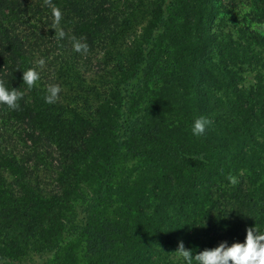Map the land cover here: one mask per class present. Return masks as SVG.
Returning <instances> with one entry per match:
<instances>
[{
    "label": "trees",
    "instance_id": "trees-1",
    "mask_svg": "<svg viewBox=\"0 0 264 264\" xmlns=\"http://www.w3.org/2000/svg\"><path fill=\"white\" fill-rule=\"evenodd\" d=\"M52 3L63 40L44 0H0V79L24 93L0 106V264H182L178 241L264 229V35L235 1Z\"/></svg>",
    "mask_w": 264,
    "mask_h": 264
},
{
    "label": "clouds",
    "instance_id": "clouds-1",
    "mask_svg": "<svg viewBox=\"0 0 264 264\" xmlns=\"http://www.w3.org/2000/svg\"><path fill=\"white\" fill-rule=\"evenodd\" d=\"M44 2L46 6L52 9L56 38L63 40L66 37V32L61 26L63 12L52 3V0H44ZM71 40L76 53L83 55L89 53V45L85 38L73 36ZM36 64L42 69L46 64V58L40 57ZM21 79L27 88L31 90L37 86L38 81L41 79V73L35 67H28L22 71ZM61 91L60 84H50L43 97L44 102L49 105L56 103L60 98ZM23 95L24 93L18 88L10 87L8 83L0 79V106H5L11 111L20 110V101ZM210 123L211 121L204 116L195 118L191 127L192 135H204ZM227 179L231 184L237 182L236 177L232 175H229ZM226 217L224 216V218ZM245 231L246 235L243 242H233L229 245L227 241H222L215 248L205 249L195 255L191 249H185L183 241H178L175 253L182 259V264H264V229L254 225L246 228Z\"/></svg>",
    "mask_w": 264,
    "mask_h": 264
},
{
    "label": "rangeland",
    "instance_id": "rangeland-1",
    "mask_svg": "<svg viewBox=\"0 0 264 264\" xmlns=\"http://www.w3.org/2000/svg\"><path fill=\"white\" fill-rule=\"evenodd\" d=\"M235 8L233 9L234 14H239L240 19L245 17L246 24H250V27L264 35V23H258L254 21L256 13L252 10V4L249 0H234ZM251 14V15H248ZM238 18V19H239Z\"/></svg>",
    "mask_w": 264,
    "mask_h": 264
}]
</instances>
